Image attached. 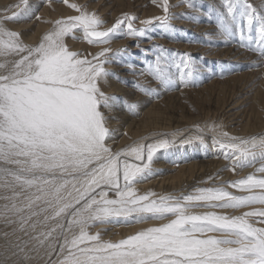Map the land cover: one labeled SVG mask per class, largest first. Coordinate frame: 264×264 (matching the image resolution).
Returning a JSON list of instances; mask_svg holds the SVG:
<instances>
[{
    "label": "snow or ice",
    "instance_id": "obj_1",
    "mask_svg": "<svg viewBox=\"0 0 264 264\" xmlns=\"http://www.w3.org/2000/svg\"><path fill=\"white\" fill-rule=\"evenodd\" d=\"M62 2L77 14L51 22L53 27L34 46L5 26L6 21L31 18L28 0H21L23 8L16 6L20 11L0 16V223L12 229L11 233L0 232L5 251L10 253L4 264H31L32 253L42 249L48 264H264V227L251 222L255 218V223L264 225V175L253 173L231 183V187L249 193L245 196L211 187L181 197L153 198L154 192L138 195L135 183L153 175L154 155L175 140L134 142L119 151L108 146L114 133L101 106L111 109L117 98L105 94L99 83L114 75L107 65L121 55L111 44L117 38L143 36L154 21L167 24L172 18L169 0L160 3L164 15L140 21L144 26L140 29L134 26V15L124 13L106 26L105 20L86 6ZM184 3L193 6L192 0ZM227 7L232 27L222 25V31L232 37L237 34V9L234 3ZM240 16L246 18L250 50L264 61V15H257L246 4ZM254 21L259 23L255 40ZM78 31L96 51L85 55L69 48L66 38H78ZM238 35L245 40L242 24ZM166 59L158 57L155 66H147V72L160 80L165 90H172V77L161 69V61ZM182 65L180 79L187 87L195 65L190 57L182 60ZM220 137L216 143L230 161L231 171L259 162L257 171L264 174V137L225 132ZM193 139L202 142V136H197L181 143ZM109 191L117 198L110 199ZM197 207L252 210L232 216L216 211L194 214L192 209ZM150 219L168 222L118 242L88 232L96 223L130 225ZM49 221L55 225L40 231ZM210 232L220 233V237L197 235ZM17 233L20 236L10 239ZM54 233L56 237L49 240ZM59 237L63 240L57 249Z\"/></svg>",
    "mask_w": 264,
    "mask_h": 264
},
{
    "label": "bare ground",
    "instance_id": "obj_2",
    "mask_svg": "<svg viewBox=\"0 0 264 264\" xmlns=\"http://www.w3.org/2000/svg\"><path fill=\"white\" fill-rule=\"evenodd\" d=\"M149 1H152L150 5L148 0H69V3L84 5L90 11H95L105 20L106 26H110L124 13L134 15L137 17L134 26L140 29L144 27L140 21L164 15L160 6L161 0H157L156 5L153 4V0ZM228 3H234L237 9L235 21L237 34L232 37H228L222 31V25L232 27ZM18 4L23 8L21 0H0V16L10 15L11 10L20 11L21 9L16 8ZM246 4L254 8L257 15H264L261 0H192V7L184 3V0H170L172 18L167 24L154 21L145 29L143 36L122 37L112 42L111 47L114 50H121V55L117 62L107 65L110 73L114 75L99 83L105 94L117 98L111 109L101 106V111L108 120V127L114 133L107 141L108 146L113 151H119L133 145L134 142L148 144L160 139L175 140L168 149L160 150L154 155L151 165L153 175L135 183L138 195L154 192L156 197L153 198L181 197L194 194L201 188L224 187L234 195L245 196L249 193L231 187V183L253 173L258 177L264 175L257 171L261 166L259 162L254 167L231 171L230 161L224 158L220 148H215L216 141L222 139L221 132L245 138L264 137V61L260 59L258 52L250 50L248 46L246 18L242 19L240 16ZM28 8L30 19L19 22L6 21L5 26L9 30L19 32L24 42L33 46L53 27L51 22L77 14L62 0H28ZM241 24L245 28L244 41H241L238 35ZM258 28V21H254L252 33L254 40L257 38ZM77 37L66 38L71 50L85 55L97 50L83 40L79 31ZM158 57L167 58L166 61H161V69L163 74L172 77L174 81L172 90H165L160 80L147 72V66H155ZM187 57H190L192 64L195 65V74L189 86L185 87L180 77L184 71L182 60ZM146 89L150 91H145ZM207 93L219 100L217 102L220 104L221 114L218 119L225 127H219L217 123L216 126L205 123L204 121L209 119L208 112L204 119L197 121L180 114L175 118L169 115L168 109L171 107L172 99H178L185 94ZM197 136H202V142L193 139L191 143H181ZM204 139L210 143L209 147L204 145ZM196 150L197 154L209 158L204 162L194 159L197 155ZM219 153L221 155L217 157ZM108 196L110 199L117 198L114 191H109ZM2 204L3 201H0V206ZM251 210V207L244 209L197 207L193 208L192 212L201 214L216 211L232 216ZM167 222L168 219H150L130 225L96 223L88 228V232L100 233L104 241L118 242L138 231ZM251 222L257 227H264L255 223V218H252ZM54 225L55 221H49L47 226L42 225L39 230L49 231ZM4 230L12 232L11 228L5 229L0 223V232ZM76 231L78 232V229ZM197 235L199 238L220 237V233L214 232ZM18 236L20 233L11 236L10 239L15 240ZM55 237L54 233L49 240ZM62 240L63 237H59L56 241L57 249ZM5 249V241L0 239V264H4L6 257L10 258V253ZM56 258V254H53L52 260ZM31 264H48V257L43 249L38 254L32 253Z\"/></svg>",
    "mask_w": 264,
    "mask_h": 264
},
{
    "label": "rangeland",
    "instance_id": "obj_3",
    "mask_svg": "<svg viewBox=\"0 0 264 264\" xmlns=\"http://www.w3.org/2000/svg\"><path fill=\"white\" fill-rule=\"evenodd\" d=\"M173 1V0H172ZM264 6V0H261ZM162 2V0H161ZM204 2V1H203ZM152 1L148 0V5H150ZM156 5V3H153ZM170 4V0H169ZM207 95V96H206ZM206 97V98H205ZM212 98V100H211ZM215 101H214V100ZM214 95L207 93V94H195V95H183L179 97L178 99H172L170 102L171 107L168 109L170 112V116L172 118H175L176 115H183L186 118L193 119V120H201L205 118V115L209 116V119L204 121L205 123L209 124L210 126H216L218 124L219 127H225V124L220 123L218 117L221 114L220 112V104ZM217 103V104H216ZM218 111V113H217ZM216 112V114H215ZM203 113V114H202ZM215 115H214V114ZM212 114V115H211ZM211 115V116H210ZM195 118V119H194ZM217 123V124H216ZM204 145L210 146V143L208 140L204 139ZM215 148L219 149L218 145H215ZM196 154L198 150L195 151ZM221 153L217 154V157H219ZM212 157V156H211ZM209 157H204L200 153L196 155L194 159L198 160L199 162H204Z\"/></svg>",
    "mask_w": 264,
    "mask_h": 264
}]
</instances>
